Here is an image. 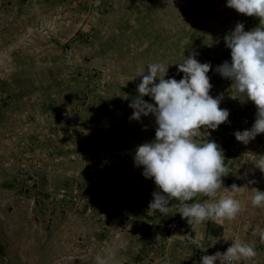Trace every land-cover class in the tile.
Returning a JSON list of instances; mask_svg holds the SVG:
<instances>
[{"label": "rangeland", "instance_id": "rangeland-1", "mask_svg": "<svg viewBox=\"0 0 264 264\" xmlns=\"http://www.w3.org/2000/svg\"><path fill=\"white\" fill-rule=\"evenodd\" d=\"M236 13L227 0H0V264H97L98 255L108 264H191L181 234L167 242L146 222L180 218L181 205L170 201L166 216L149 211L159 189L135 154L158 125L152 114L130 119L129 105L149 64L179 81V63L198 53L211 65V96L231 108L216 68L224 37L241 23ZM235 125L229 115L197 139L223 138L226 160L241 151ZM239 221L232 236L253 235ZM244 241L257 252L247 264H264L259 236ZM232 243L186 244L202 258Z\"/></svg>", "mask_w": 264, "mask_h": 264}, {"label": "clouds", "instance_id": "clouds-1", "mask_svg": "<svg viewBox=\"0 0 264 264\" xmlns=\"http://www.w3.org/2000/svg\"><path fill=\"white\" fill-rule=\"evenodd\" d=\"M227 6L246 16L260 18L264 25V0H227ZM227 48L231 49V63L225 61L216 71L225 79L233 81L237 92L244 94L257 108L256 120L250 130L234 133L236 140L249 143L264 133V27L245 31L242 23L224 37ZM191 54L179 63L178 71L184 76L165 79L168 67L161 63L148 65V74L143 75L138 85L139 95L129 105L134 111L130 119L154 115L156 124L155 140L144 143L136 149L135 164L143 166L145 178H154L159 189L152 193L149 211L159 210L167 215L170 201H179V213L193 229L212 221L223 224L233 221L242 211V204L232 195H220L222 177L228 175L225 157L214 142H201L197 138L201 129L216 130L229 119V111L220 107L221 98L209 93L213 85L208 76L210 63H200ZM159 79V83L156 80ZM150 96L155 104L146 102ZM233 98H237L233 96ZM264 171V160L258 166ZM237 188L235 185L232 189ZM250 197L254 208L264 209V192L253 189ZM197 197H206L202 202H192ZM218 197V198H217ZM264 243V228L253 230ZM228 240L227 238H224ZM226 252L205 255L202 264H247L257 256L254 244L239 237ZM207 251V248H203ZM97 264H108L104 257H96Z\"/></svg>", "mask_w": 264, "mask_h": 264}, {"label": "crops", "instance_id": "crops-1", "mask_svg": "<svg viewBox=\"0 0 264 264\" xmlns=\"http://www.w3.org/2000/svg\"><path fill=\"white\" fill-rule=\"evenodd\" d=\"M237 12V11H236ZM237 21H240L244 25L245 31H251L258 27H264L261 25L260 18L252 16H246L244 14L236 13ZM234 24H236L234 22ZM234 29L232 31L235 30ZM231 30L229 32H232ZM219 79L221 83L225 84L227 87L226 98L230 101L232 107L229 108L231 123H235V129L241 130H250L256 120L257 108L255 104L247 100L244 94H241L236 91L233 81L230 79L223 78L220 74L217 76L216 80ZM233 96L237 98H233ZM234 129V130H235ZM201 130H204L203 128ZM215 143L219 146L220 150L222 146L225 145L223 138L217 139ZM240 153H235L228 157L224 164L228 169L229 180L225 186L218 192V197L220 195H232L237 200L242 203V210L244 208L250 210L247 215L240 216L236 218L237 223H240L241 218L247 219L248 221H243L246 226H253L255 229L262 228L264 225V209L254 208L251 204L250 197L254 195L253 189H258L264 192V171L258 167L260 162L264 160V137L261 134L257 135L255 139H252L249 143L245 144L239 141H235ZM236 147V148H237ZM225 177V176H224ZM235 185L237 188L232 189V186ZM237 225L232 224L230 221H225L223 224H217L212 221H207L204 224L193 229L192 226H189V232L191 235L203 241L205 239L210 242L216 241H232L235 239L232 235L234 231L231 230V226ZM237 234H240L238 237L244 241L248 240L253 235L249 233V228L245 230L244 233H240L235 230ZM259 236V234L257 233ZM232 236V237H230ZM227 238L228 240H225ZM183 239V237H182ZM184 240V239H183ZM184 242V241H183ZM182 242L186 249L190 250L192 253L190 255L184 253V259H190L191 264L202 263L201 258L196 256V250H192V247H188V242L185 240V244ZM187 243V244H186Z\"/></svg>", "mask_w": 264, "mask_h": 264}, {"label": "built area", "instance_id": "built-area-1", "mask_svg": "<svg viewBox=\"0 0 264 264\" xmlns=\"http://www.w3.org/2000/svg\"><path fill=\"white\" fill-rule=\"evenodd\" d=\"M222 49L223 52H219V55L217 57L218 66L222 65L225 61H228L229 63L231 61V49L227 48L226 45H223ZM216 94L217 89L213 87L210 90V95L214 96ZM146 222L149 225H156L160 229H162L167 242H171L174 239L175 234L179 233L182 235L184 240L188 241L193 246H199V244L201 243L200 239L190 234V224L185 218L182 217V215L180 218H173L165 221H159L158 219H149L146 220ZM218 264H221V262L219 261Z\"/></svg>", "mask_w": 264, "mask_h": 264}]
</instances>
